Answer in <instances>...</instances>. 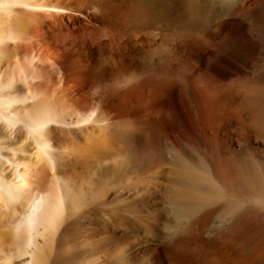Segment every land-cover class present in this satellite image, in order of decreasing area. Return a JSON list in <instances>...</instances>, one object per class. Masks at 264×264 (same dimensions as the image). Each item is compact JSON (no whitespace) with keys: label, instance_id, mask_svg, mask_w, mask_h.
<instances>
[{"label":"rangeland","instance_id":"rangeland-1","mask_svg":"<svg viewBox=\"0 0 264 264\" xmlns=\"http://www.w3.org/2000/svg\"><path fill=\"white\" fill-rule=\"evenodd\" d=\"M34 1L28 24L0 11V75L54 118L50 161L25 140L30 188L71 197L36 238L42 264H264V0L243 29L212 10L191 23L187 0ZM204 39L235 48L229 91H258L242 147L221 133L236 106L199 65ZM4 216L0 264L16 246Z\"/></svg>","mask_w":264,"mask_h":264},{"label":"bare ground","instance_id":"bare-ground-1","mask_svg":"<svg viewBox=\"0 0 264 264\" xmlns=\"http://www.w3.org/2000/svg\"><path fill=\"white\" fill-rule=\"evenodd\" d=\"M260 1L261 0H187L186 5L189 10L190 18H188V20L191 23H196L197 21V23H200V25L205 28L208 24L206 15L207 10H212L211 12H215L218 15L217 17L222 18L223 25L229 26L232 29L238 27L243 29L245 28L246 17L249 12ZM8 2L13 3L15 7L8 11H4L2 7H0V11H4L6 14L5 16L13 14L15 19L27 24L29 23L27 21L34 20V13L31 14L30 11L34 10L35 12V10L38 11V9L40 10V8H42L40 4L38 5L35 1V3L32 2V0H8ZM43 7L46 6L43 5ZM6 29H8V27ZM8 32L0 29V44H4L7 40L11 39L10 32ZM194 45L195 47L197 45L199 46L197 47L199 54L194 55L198 56L200 67L218 76V83L224 96L231 100L230 104L233 107L236 106L229 113L227 120L220 126L221 133L226 141L230 142L234 140L235 145L242 147L247 141V137L255 133L251 129V126L245 123V120L249 115L248 111L252 110L253 105L255 106L259 102L258 91L254 90L244 97V94L241 92L228 90L229 86L233 83L231 81L235 80L227 79H230L231 76L241 74L243 70L241 66L228 58V53V57L225 56V50L227 49L228 51L230 48L226 47L227 44L224 45L204 39L197 43V45ZM192 51L193 50H190V53ZM0 52L2 51L0 50ZM7 78L8 76L3 77L0 75V209H2L5 214L6 223L8 222L7 224L10 225L9 230L16 242V246L15 253L5 255L4 259L6 264H42L41 257L38 254L40 252L37 251L36 238L40 237L38 235L46 230L53 228L59 222L62 214V203L65 199L71 197L67 190L58 188L56 184L50 186V188H45L42 184L36 183L35 188H30L25 140L27 137L31 138L37 151L45 155L46 159L50 161L53 157L49 153L48 145L40 138V135L44 131L43 127L45 124L50 120H54V118L38 104L26 107L24 105L26 101L24 95L23 97H17L11 94V89L13 87L10 83L11 79ZM16 103L19 104V107L13 109ZM254 140L257 142H264L263 139L259 140L257 137H255ZM196 143L199 148L205 147L204 150H201L204 160L213 163L215 156L221 157V152L215 151L210 146L206 147L202 145L203 143L201 144L200 141ZM51 162L53 163V161ZM259 244L256 246H259ZM14 261L16 263H13Z\"/></svg>","mask_w":264,"mask_h":264},{"label":"clouds","instance_id":"clouds-1","mask_svg":"<svg viewBox=\"0 0 264 264\" xmlns=\"http://www.w3.org/2000/svg\"><path fill=\"white\" fill-rule=\"evenodd\" d=\"M0 7H2L4 11H8L9 9L15 7V5L11 2H8V0H0Z\"/></svg>","mask_w":264,"mask_h":264}]
</instances>
